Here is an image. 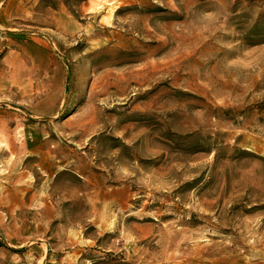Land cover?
<instances>
[{"label": "rangeland", "instance_id": "1", "mask_svg": "<svg viewBox=\"0 0 264 264\" xmlns=\"http://www.w3.org/2000/svg\"><path fill=\"white\" fill-rule=\"evenodd\" d=\"M0 264H264V0H0Z\"/></svg>", "mask_w": 264, "mask_h": 264}]
</instances>
